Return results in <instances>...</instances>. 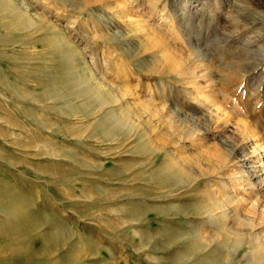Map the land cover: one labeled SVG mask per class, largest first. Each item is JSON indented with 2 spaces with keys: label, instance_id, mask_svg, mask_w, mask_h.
I'll use <instances>...</instances> for the list:
<instances>
[{
  "label": "rangeland",
  "instance_id": "rangeland-1",
  "mask_svg": "<svg viewBox=\"0 0 264 264\" xmlns=\"http://www.w3.org/2000/svg\"><path fill=\"white\" fill-rule=\"evenodd\" d=\"M134 1L0 0V226L22 218L0 264H245L264 244V175L240 168L264 157V0Z\"/></svg>",
  "mask_w": 264,
  "mask_h": 264
},
{
  "label": "bare ground",
  "instance_id": "bare-ground-1",
  "mask_svg": "<svg viewBox=\"0 0 264 264\" xmlns=\"http://www.w3.org/2000/svg\"><path fill=\"white\" fill-rule=\"evenodd\" d=\"M8 1H10L11 6L18 7L19 10H23L25 12L28 11V6H27L25 0H8ZM129 1H131V0H129ZM130 24L133 25L134 23H130ZM73 52L74 53H77L78 52V49L73 48ZM84 71L88 75L91 74V71H90L89 67L86 66V65H85ZM263 154H264V152H263ZM261 159L263 160V162H259L258 161V163H255L254 164L253 161H250L248 158H246V156H242V158L240 160V168L243 171L244 177H246V174L248 172L249 173H252V175H250L249 177H254V178H252L253 180H255L257 178L259 179V177H258L259 176V173H263V175H264V157L263 158H260L259 160H261ZM237 179H242V178L237 177ZM224 189H226V188H224ZM6 214H8V213H6ZM9 216H10V218H9ZM217 216H219V217H217ZM208 218H209V220L211 222H214L213 224H215V225L217 224L218 225L221 222H226L227 223L229 221V214L227 212H224V213H220V215H218V213H216L215 211H210L208 213ZM8 219H9V221L2 223L1 226H0V230L3 231V232H6V231H9V230L13 229L18 223H20L22 221V218L20 217V215L17 212H14V211L10 215H8ZM218 220H220V222ZM58 234H59L58 232L57 233L55 232V234H52L51 233L48 236V240L50 242H56V240L58 238H60L58 236ZM61 234H59V235L61 236ZM255 241L256 242H254L250 246V252L247 254L246 259L249 256H250V258L248 259V261H245L246 262L245 264H255L256 263L257 254H260V253L264 254V250H263L264 249V244L263 245L259 244V239L258 240H255Z\"/></svg>",
  "mask_w": 264,
  "mask_h": 264
}]
</instances>
